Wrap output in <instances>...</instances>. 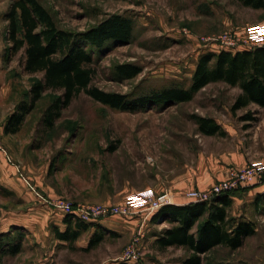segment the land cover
Returning a JSON list of instances; mask_svg holds the SVG:
<instances>
[{
  "label": "rangeland",
  "instance_id": "374dc122",
  "mask_svg": "<svg viewBox=\"0 0 264 264\" xmlns=\"http://www.w3.org/2000/svg\"><path fill=\"white\" fill-rule=\"evenodd\" d=\"M15 1L0 0V241L24 235V243L20 254L6 256L0 264H184L189 255L185 249L155 247L154 237L170 224H153L152 218L143 227L142 219L133 223L136 220L119 219L124 230L111 229V218L94 223L80 220L92 224L78 240L82 245L62 243L55 233L66 228L60 217L74 219L59 204L108 199L118 203L120 190L148 186L158 193L154 187L162 185L166 189L160 194L169 192L174 197L178 190L170 187L174 181L189 168L198 169L206 154L228 146L219 136L203 135L196 116L214 118L235 134L227 132L226 138H235L247 126L244 118L258 113L256 105L233 111L241 90L224 82L209 84L189 102L148 105L136 112L115 109L81 94L49 129L43 116L61 92L48 90L20 130L7 133L9 117L20 103L29 102L32 85L45 75L24 70L23 50L9 59L7 13ZM38 1L59 28L74 33L85 32L112 15L134 20L132 40L108 45L93 66L94 86L132 100L167 87L190 88L201 55L254 48L247 42L248 30L264 25V9H253L239 0ZM220 37L234 38L236 45L227 48ZM121 64L141 68V73L131 79L120 77L116 67ZM246 208L245 220L258 215L253 221L255 235L236 250L214 248L204 256L203 264H264V204L257 210ZM141 227L145 236L140 259L121 261ZM100 233L104 241L90 248Z\"/></svg>",
  "mask_w": 264,
  "mask_h": 264
},
{
  "label": "trees",
  "instance_id": "16d2710c",
  "mask_svg": "<svg viewBox=\"0 0 264 264\" xmlns=\"http://www.w3.org/2000/svg\"><path fill=\"white\" fill-rule=\"evenodd\" d=\"M253 9H264V0H239ZM8 34L11 46L9 59L25 52L24 70L27 73H44L29 92V102L20 103L7 122V133H17L26 116L40 103L46 91H60L45 110L43 123L54 128L75 98L86 94L95 101L115 109L136 112L148 105H174L193 100L211 83L224 82L241 90L232 110L247 108L251 104L264 107V47H254L237 52L221 50L200 56L190 88L167 87L139 98L107 92L93 85V66L99 54L108 45L129 43L134 35L135 22L131 17L112 15L97 26L82 33L58 27L51 13L38 0H16L7 13ZM8 59V60H9ZM120 77L131 79L141 73V68L131 64L116 67ZM199 131L206 136H224L225 131L214 118L196 116ZM239 192L219 196L209 202L187 205H167L152 217V223L167 222L170 227L160 232L154 244L161 251L183 248L189 253L184 264H203L204 256L218 246L232 250L241 248L246 239L255 235L256 225L245 219L230 217L232 197ZM67 229L57 230L61 241L74 244L92 224L65 218ZM104 234L95 236L90 248L104 241ZM8 238V237H7ZM24 235L16 240L0 241V263L6 256L21 253Z\"/></svg>",
  "mask_w": 264,
  "mask_h": 264
},
{
  "label": "built area",
  "instance_id": "2783aa9c",
  "mask_svg": "<svg viewBox=\"0 0 264 264\" xmlns=\"http://www.w3.org/2000/svg\"><path fill=\"white\" fill-rule=\"evenodd\" d=\"M248 43L255 47H264V25L250 27L248 30ZM228 36V35H226ZM221 43L229 47L236 45L234 38L220 37ZM264 185V161H251L244 167L231 168L225 179L219 180L211 188L206 190L192 189L186 193L190 203L209 202L219 196L231 192L247 190L255 186ZM174 204V197L169 193L158 194L152 189L141 190L129 194L122 203H86L73 204L62 201L59 207L74 220L94 223L102 222L112 217L134 218L145 222L152 218L162 207ZM135 239L127 247L121 257V261H138L141 253V243L145 236L143 228Z\"/></svg>",
  "mask_w": 264,
  "mask_h": 264
},
{
  "label": "crops",
  "instance_id": "0c3cea01",
  "mask_svg": "<svg viewBox=\"0 0 264 264\" xmlns=\"http://www.w3.org/2000/svg\"><path fill=\"white\" fill-rule=\"evenodd\" d=\"M251 105H256L255 109L258 110V113L255 116H251L249 114L244 118L245 123H247V126H244L245 128L241 129V136L239 135V136H235V138H226L228 136V134H226L227 132L229 133L230 136H233L235 134L232 133L231 129H224L222 127L223 130L225 131V135L224 136L216 135V136H219L220 138L226 141L228 145L227 148L225 150L222 149L221 151H219V153L213 152L206 154L205 158L202 160L203 162L201 166H198V169H196L195 167L189 168L180 179L173 182L174 184L170 187L178 189L174 196L173 205H187L190 203L186 198L185 194H183V192L186 191L187 189L192 190L194 188H198V189L209 188L215 183L216 180H221L227 177L228 171L231 168L244 167L251 161H256V160L264 161V107L257 104H251ZM248 125H251V130H252L250 134L251 138H249L247 134L249 128ZM148 188L149 187L147 186V189ZM154 188L159 194L166 189L163 185ZM141 190L127 189L126 192L124 190H120L118 192V195L122 197V199L118 203L124 202L125 198L129 194ZM114 198H118V197H114ZM101 203L109 204L116 202H111L108 199ZM261 204H264V185L261 186L259 185L249 188L247 190L239 191L237 195L232 197L230 217L235 218L236 220L245 219L246 217L244 215L245 214L244 206L247 207L246 210L247 209L251 210L253 207H255L257 210V207L260 208ZM257 214L258 212H256V215ZM259 214L260 215L263 214L262 211L259 212ZM64 216L65 215H62L60 217L61 219L60 224L62 226H65L66 228L63 229L66 230L67 224H65L64 222V218H65ZM242 216H244L245 218L244 217L242 218ZM257 217L258 215L256 216L255 219L256 221L258 220ZM119 219L126 222L127 221L130 222L131 219L136 220L130 223L141 220V218L138 217H134V218L112 217L111 220L109 219L111 221V229L115 230L120 228L124 230L125 226H123V223H121ZM255 220L252 217H248V221L253 222ZM166 224L169 223L166 222ZM163 225H165V223ZM166 228L168 227L166 226ZM164 229L165 228H163L162 230ZM158 237L159 236L156 235L154 239H157ZM62 243L68 244L67 241H62ZM75 243L77 245L78 244L82 245V243L78 241H76ZM87 246H88V242L84 243L82 248L85 249Z\"/></svg>",
  "mask_w": 264,
  "mask_h": 264
}]
</instances>
